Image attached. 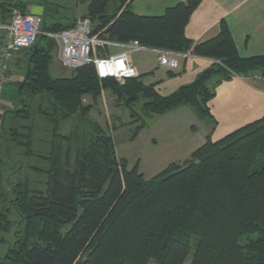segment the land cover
Masks as SVG:
<instances>
[{"label": "trees", "instance_id": "obj_1", "mask_svg": "<svg viewBox=\"0 0 264 264\" xmlns=\"http://www.w3.org/2000/svg\"><path fill=\"white\" fill-rule=\"evenodd\" d=\"M132 1L90 0L84 17L93 34L154 50L192 49L216 62L162 96L141 77L101 81L93 64L55 78L50 64L56 45L40 36L28 50L22 107L13 112L17 123L6 131L3 116L2 126L19 159L32 161L28 170L44 179L35 183L27 175L5 186L0 157V243L15 226L0 264H264V117L219 141L207 137L187 160L146 179L138 164L128 168L109 129L90 116L106 91L125 107L135 97L148 115L188 106L205 117L216 86L234 75L264 74V56L241 57L225 21L216 37L194 45L185 29L202 0H186L158 17L136 15ZM74 25L44 19L42 30ZM87 97L92 103H84ZM41 121L45 139L37 134Z\"/></svg>", "mask_w": 264, "mask_h": 264}, {"label": "crops", "instance_id": "obj_2", "mask_svg": "<svg viewBox=\"0 0 264 264\" xmlns=\"http://www.w3.org/2000/svg\"><path fill=\"white\" fill-rule=\"evenodd\" d=\"M89 1L84 0V8L71 19H58L57 11L54 15L45 16V22L72 26L86 15ZM185 1L133 0L130 7L138 16L158 17L164 15L168 8ZM9 4L10 0H0V25L8 22ZM36 5L57 7L53 0H24L21 10L28 13V9ZM222 21L227 23L241 57L264 56V0H202L186 26V37L194 45L208 41L219 34ZM2 46L3 33L0 32V57ZM113 50L115 51L112 52ZM120 51L114 47L108 49L109 54ZM29 58L28 50L16 51L10 70L4 75L3 81L0 79V85L11 84L15 80V74L19 76L27 72ZM130 60L136 76L141 77L144 85L154 86L162 96L170 95L180 87L191 84L214 63L213 59L195 56L180 59L179 69L170 71L159 66L158 54L153 49L133 53ZM88 100L91 103V98ZM208 108L209 115L205 117L199 116L188 106L179 107L161 116L167 118L163 121L167 122L160 126L156 136H162L169 146V153L163 159L167 165L187 160L209 136L213 142L219 141L264 117V80L248 81L233 77L222 81L216 86L215 96L208 103ZM1 131L3 126L0 117Z\"/></svg>", "mask_w": 264, "mask_h": 264}, {"label": "rangeland", "instance_id": "obj_3", "mask_svg": "<svg viewBox=\"0 0 264 264\" xmlns=\"http://www.w3.org/2000/svg\"><path fill=\"white\" fill-rule=\"evenodd\" d=\"M53 2L57 5L54 9L59 11L56 14L57 18L62 20L73 18L84 8V0H53ZM44 42L42 41L41 44ZM58 51V47L53 51L50 73L55 78L69 77L73 70L65 69L61 66L58 59ZM14 76L15 80L11 84L0 85V117L1 121H3V116H5L4 125L6 131H9V128L17 123V121L15 122L13 112L22 107L19 100V85L24 82L26 72L19 76L17 74ZM23 98L25 97L23 96ZM84 103L90 104L88 98H85ZM90 116L109 129L114 139L117 154L120 158L127 160L129 169L138 164L139 171L144 174L146 179H150L169 166L163 160L169 153V146L166 145L162 136H156L157 130L167 122H163L167 118H162L158 115H148L143 110L140 102H132L131 107L120 105L116 97L106 91L102 93L98 104L92 110ZM143 122L146 123L145 128L140 131L135 139H132L135 128ZM71 124L72 121H68L62 125L65 132L68 131ZM45 127L47 125L43 121L38 122V138L45 139L47 137L43 133V128ZM1 134L3 137L0 138V157L3 163L4 185L9 186L21 183L27 175L35 183L43 180L44 177L34 175L30 169L28 170V167H31L32 161L25 162L21 160L22 158L19 159V150L16 148L15 143L7 141L9 136L3 135V131L0 132ZM38 149L40 148L38 147ZM40 151L46 152L47 147L44 150L40 149ZM14 230L15 226H12L11 232L8 235L5 233L1 234L6 239V243H0L1 252H5L12 245ZM150 264L154 263L151 262Z\"/></svg>", "mask_w": 264, "mask_h": 264}, {"label": "built area", "instance_id": "obj_4", "mask_svg": "<svg viewBox=\"0 0 264 264\" xmlns=\"http://www.w3.org/2000/svg\"><path fill=\"white\" fill-rule=\"evenodd\" d=\"M24 0H10L9 18L6 24L0 25L3 33V46L0 57V79L10 70L14 53L19 50L33 48L40 36L51 40L59 50V61L63 68L75 70L87 64H93L98 78L102 80L115 79L123 82L136 78V72L131 64L133 53L148 50L139 41L118 43L103 39L93 34V27L88 18H79L76 24L59 32L43 31L44 17L24 13L21 6ZM119 48L117 54H109L108 49ZM154 50V49H153ZM158 54L160 67L170 71L179 69L180 59L195 57L193 50L186 52H172L155 50ZM216 61L214 60V63ZM248 81H263L264 74L256 71L249 76H238Z\"/></svg>", "mask_w": 264, "mask_h": 264}, {"label": "water", "instance_id": "obj_5", "mask_svg": "<svg viewBox=\"0 0 264 264\" xmlns=\"http://www.w3.org/2000/svg\"><path fill=\"white\" fill-rule=\"evenodd\" d=\"M28 13L34 16L44 17L46 15H54L57 13V10L52 8L49 5H36L28 9ZM136 101L135 97H131L126 101V104H130Z\"/></svg>", "mask_w": 264, "mask_h": 264}]
</instances>
